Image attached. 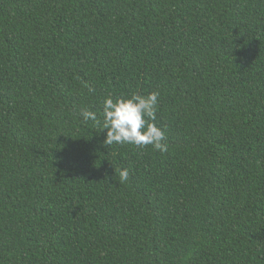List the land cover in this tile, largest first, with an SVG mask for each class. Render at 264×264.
I'll return each mask as SVG.
<instances>
[{
    "label": "trees",
    "instance_id": "trees-1",
    "mask_svg": "<svg viewBox=\"0 0 264 264\" xmlns=\"http://www.w3.org/2000/svg\"><path fill=\"white\" fill-rule=\"evenodd\" d=\"M152 91L165 153L79 116ZM0 264H264V0H0Z\"/></svg>",
    "mask_w": 264,
    "mask_h": 264
},
{
    "label": "clouds",
    "instance_id": "clouds-1",
    "mask_svg": "<svg viewBox=\"0 0 264 264\" xmlns=\"http://www.w3.org/2000/svg\"><path fill=\"white\" fill-rule=\"evenodd\" d=\"M159 95L156 91L115 97L108 95L101 102L99 114L81 107L79 116L84 122L99 125V130L105 133L102 143L109 148L114 144H133L138 148L151 145L155 151L165 153L169 146L164 131L156 123ZM128 177V169L122 168L117 182H126Z\"/></svg>",
    "mask_w": 264,
    "mask_h": 264
}]
</instances>
